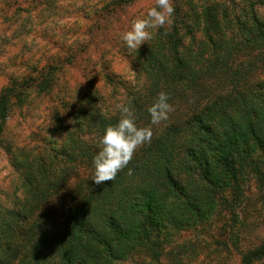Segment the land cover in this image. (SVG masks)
<instances>
[{"label":"trees","instance_id":"16d2710c","mask_svg":"<svg viewBox=\"0 0 264 264\" xmlns=\"http://www.w3.org/2000/svg\"><path fill=\"white\" fill-rule=\"evenodd\" d=\"M135 1L105 0L88 16L99 32V21ZM62 3L27 0L13 19L32 24ZM172 3L171 25L121 54L136 82L104 60L96 75L109 90L87 75L68 84L89 45L74 50L62 33L44 39L55 50L48 60L0 91V134L34 93L57 99L44 146L5 147L25 193L16 207L0 204V264H184L191 250L182 235L226 214L233 228L243 225L238 209L253 180L264 198V0ZM162 91L174 110L154 126L147 108ZM118 104L152 138L114 181L96 185L93 158L120 119ZM240 255V264H264V241Z\"/></svg>","mask_w":264,"mask_h":264},{"label":"rangeland","instance_id":"374dc122","mask_svg":"<svg viewBox=\"0 0 264 264\" xmlns=\"http://www.w3.org/2000/svg\"><path fill=\"white\" fill-rule=\"evenodd\" d=\"M26 1L0 0V91L12 77L22 76L29 66L41 65V59L48 60L55 50L46 47L44 39H63L62 33L66 34L63 40L74 50L89 45L82 55L79 54L78 63L70 71L71 80H66L68 84L75 85L78 76L87 75L93 85L99 83L98 87L109 90L107 86L104 88L105 83L96 75L101 71L100 64L104 60L111 63L112 70L121 79L137 81L139 75L134 67L121 57L126 47L121 34L129 30L133 20L144 18L147 10L155 6L156 0H136L133 5L112 15L108 22L99 21V32L96 29L97 18L91 20L88 15L94 12L96 6L100 8L105 0H62L63 3L56 9L42 19L33 20L32 24L13 19L15 8L27 7ZM6 19H9L8 23ZM149 31L154 36L155 29ZM33 96L29 106L15 109L6 131L0 134V204L4 208L16 207L25 193L21 177L23 170L15 169L5 147L13 144L14 147L29 150L44 146L56 126L53 123L57 105L55 96H36L35 93ZM255 184L253 180L244 204L238 209L243 225L239 223L233 228L234 222L230 214H226L204 228L189 231L180 237L191 250L184 264H240V250L253 248L264 241V198ZM143 264H148V260Z\"/></svg>","mask_w":264,"mask_h":264},{"label":"clouds","instance_id":"9594fccd","mask_svg":"<svg viewBox=\"0 0 264 264\" xmlns=\"http://www.w3.org/2000/svg\"><path fill=\"white\" fill-rule=\"evenodd\" d=\"M174 11L172 0H156L155 6L147 10L144 18L133 20L129 30L121 34L128 53H135L141 45L152 39L149 29L170 26ZM169 100V95L162 91L147 108L151 125H160L168 120L169 113L174 110ZM116 108L120 112V119L116 125L104 130L98 142L99 150L93 158L94 173L91 180L96 185L114 181L119 171L132 160L137 148L150 142L152 138V128L138 127L134 111L129 106L118 104Z\"/></svg>","mask_w":264,"mask_h":264}]
</instances>
